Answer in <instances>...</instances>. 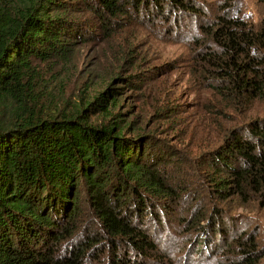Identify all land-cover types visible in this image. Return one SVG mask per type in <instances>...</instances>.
Returning a JSON list of instances; mask_svg holds the SVG:
<instances>
[{
	"label": "trees",
	"instance_id": "1",
	"mask_svg": "<svg viewBox=\"0 0 264 264\" xmlns=\"http://www.w3.org/2000/svg\"><path fill=\"white\" fill-rule=\"evenodd\" d=\"M149 8L171 31L194 18L192 61L205 68L215 91L249 110L264 103V18L256 22L230 1L0 0V98L23 107L15 118H0V264H175L146 220L159 222L179 198L181 185L166 167L180 161L179 152L157 136L132 132L119 110L120 88L111 83L71 111L26 108L38 83L34 59L72 51L96 26L91 17L105 24ZM96 109L106 116L92 120L88 113ZM203 158L217 196L264 199V112ZM85 200L99 225L92 231L80 224ZM223 217L214 207L203 226L206 240L220 228L225 241ZM223 245L229 254L222 264H264L255 234Z\"/></svg>",
	"mask_w": 264,
	"mask_h": 264
},
{
	"label": "rangeland",
	"instance_id": "2",
	"mask_svg": "<svg viewBox=\"0 0 264 264\" xmlns=\"http://www.w3.org/2000/svg\"><path fill=\"white\" fill-rule=\"evenodd\" d=\"M215 1H230L237 11L256 22L264 18V0ZM90 21L96 26L85 31V41L72 46V51L52 61L33 60L38 83L26 108L49 112L83 108L114 83L120 88L117 94H122L119 110L131 123L132 132L157 136L161 144L179 152L176 156L180 161L166 165L181 185L179 198L164 209L159 222L146 220V228L174 263L222 264L224 255L229 254L222 248L225 241L229 244L245 233L255 234L259 249L264 251L263 197L220 198L210 190L211 168L203 158L222 145L232 130L263 114L264 103L256 102L250 110L237 107L211 87L212 79L205 68L192 61V17L181 19L173 31L151 8L105 24L94 17ZM105 25L110 28L106 30ZM130 76L131 84L127 81ZM20 101L0 98V118H15L23 109ZM88 114L92 120L106 116L99 109ZM214 207L223 212L226 228L221 232L227 236L223 243L220 228L216 234L210 230L208 240L203 234ZM84 208L81 226L89 225L90 231L99 228L87 200ZM191 218L196 220L193 227L184 225ZM201 240L210 244L208 249L200 247L204 245Z\"/></svg>",
	"mask_w": 264,
	"mask_h": 264
}]
</instances>
